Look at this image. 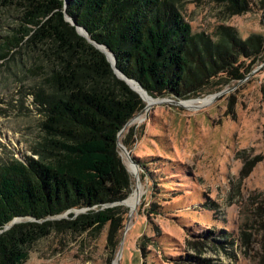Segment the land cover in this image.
<instances>
[{"label": "rangeland", "instance_id": "obj_1", "mask_svg": "<svg viewBox=\"0 0 264 264\" xmlns=\"http://www.w3.org/2000/svg\"><path fill=\"white\" fill-rule=\"evenodd\" d=\"M172 1L194 32L228 39L244 77L200 79L185 97L148 92L165 101H144L121 134L134 182L128 198L136 174L145 192L133 206L122 204L119 245L109 226L98 233L60 226L29 246L24 264H264V0ZM16 13L0 8V37ZM37 64V54L24 50L0 60V162L33 155L42 118L31 95L43 71Z\"/></svg>", "mask_w": 264, "mask_h": 264}, {"label": "trees", "instance_id": "obj_2", "mask_svg": "<svg viewBox=\"0 0 264 264\" xmlns=\"http://www.w3.org/2000/svg\"><path fill=\"white\" fill-rule=\"evenodd\" d=\"M0 8L18 11L0 37V60L31 51L43 70L31 92L42 116L33 155L0 162V264H24L29 246L60 226L97 233L109 226L117 247L128 211L119 203L134 185L120 132L146 103L66 21L64 0H0ZM67 12L153 96L185 97L200 79L246 73L233 66L240 54L225 36L194 32L172 0H67ZM68 211L70 218L50 220Z\"/></svg>", "mask_w": 264, "mask_h": 264}, {"label": "water", "instance_id": "obj_3", "mask_svg": "<svg viewBox=\"0 0 264 264\" xmlns=\"http://www.w3.org/2000/svg\"><path fill=\"white\" fill-rule=\"evenodd\" d=\"M64 15H65V19H66V21H68L71 25L75 26V27H76V30H77V32H78L79 34H81L82 36L86 37L90 42H92L97 48H99L101 51H103V52L107 55V58H108V60L110 61L111 66H112V68H113V70H114L116 76H117L119 79L125 81V82H126V83H127V84H128L133 90H134V91H136V92L141 96V98H142L144 101H147L146 98L144 97V95H142L137 89H135V88L132 86V81L137 82V84L141 87V89H142L145 93L148 94V91L142 86V84H141L139 81L135 80V79H131V78L127 77L122 71H120V70L118 69L117 65H116V58H115L114 54H113L110 50H108V49H107V50H108L109 52L103 50L102 47H105V46L100 45V44L96 43L95 41H93V40L90 38V35H89L88 32L86 31V29H85L84 27H82V26H78V25L76 24V22L72 19V17L68 14V12H67V0H64ZM105 48H106V47H105ZM110 54H111V55H110ZM219 94H221V92H220ZM219 94H218V95H219ZM218 95H217V96H218ZM149 96H150V95H149ZM150 97H151V96H150ZM151 98H152V97H151ZM214 98H215V97L211 98L210 100H212V99H214ZM162 101H165V100H156V101L151 102V104H154V103H156V102H162ZM208 101H209V99L207 100V102H208ZM131 121H132V119L129 120V121L127 122V124L125 125V127L123 128V130L120 132V135L122 134V132L125 130L126 126H127ZM119 146H121V147L123 148V146L121 145V142H120V141H119ZM138 182H141V179H140L139 175L136 174V183L138 184ZM120 204H127V200L125 199V200L121 201ZM136 206H137V204L133 207V209H136ZM84 211H85V209H81V210L76 211V213H81V212H84ZM16 221H19V220H15V221H13V223L16 222ZM11 225H12V224H9V225L7 226V228H9ZM122 246H123V242H122Z\"/></svg>", "mask_w": 264, "mask_h": 264}, {"label": "bare ground", "instance_id": "obj_4", "mask_svg": "<svg viewBox=\"0 0 264 264\" xmlns=\"http://www.w3.org/2000/svg\"><path fill=\"white\" fill-rule=\"evenodd\" d=\"M103 50L105 51H108L107 48L105 47H102ZM109 52V51H108ZM111 55V54H110ZM132 85L135 89H137L142 95H144V97L146 98V100L148 102H153V100H151L152 98L149 96V94L147 95V93H145L141 87L137 84V82L135 81H132ZM151 98V99H150ZM211 98V97H209ZM202 99V100H192L190 102H186L185 104L188 105V106H195L196 104H202V103H205L207 102V100L209 99ZM145 189L143 188V185L141 182H138L137 184V189L134 191V193L130 196V198H128L127 200V203L130 205V206H133L135 203H137V201H140V199L143 197L144 195V191Z\"/></svg>", "mask_w": 264, "mask_h": 264}]
</instances>
